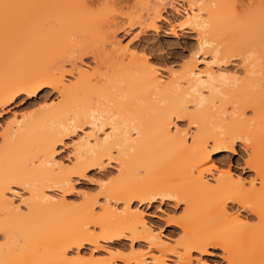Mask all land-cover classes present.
<instances>
[{
	"label": "bare ground",
	"instance_id": "obj_1",
	"mask_svg": "<svg viewBox=\"0 0 264 264\" xmlns=\"http://www.w3.org/2000/svg\"><path fill=\"white\" fill-rule=\"evenodd\" d=\"M221 1L0 0L20 31L0 42L9 68L0 107L44 87L56 94L49 108L14 113L0 132V264H115V255L122 264H163L167 255L204 264L194 253L214 246L226 264H264V0L240 10ZM165 7L204 52L159 68L136 51L137 34L125 35L157 29ZM230 57L238 74L222 71ZM82 125L90 132L73 140ZM65 138L72 157L62 161ZM234 141L247 151L248 178L211 173L213 152ZM109 161L114 179L66 199L75 178ZM157 195L184 205L176 238L155 232L133 205ZM120 238L146 247L102 245Z\"/></svg>",
	"mask_w": 264,
	"mask_h": 264
},
{
	"label": "rangeland",
	"instance_id": "obj_2",
	"mask_svg": "<svg viewBox=\"0 0 264 264\" xmlns=\"http://www.w3.org/2000/svg\"><path fill=\"white\" fill-rule=\"evenodd\" d=\"M191 1H200V0H191ZM221 1V0H220ZM202 2V1H201ZM247 0H222L221 6L224 9H235L240 10L244 7V4ZM220 6V7H221ZM9 8V9H8ZM3 10V9H2ZM1 10V11H2ZM9 6L7 7V12L0 13V42L6 41V39L14 40V37L20 35L19 29L17 30L16 23L13 19L16 18L15 15L17 13ZM164 16L167 18L166 20L161 19L157 21V29H145L141 31V34L136 33L137 29L132 28L130 32L125 35L126 40L131 38L134 34L136 36L132 37V43L138 52V54H144L153 64L157 67H165V66H175L181 62V59L187 57L189 53H193L198 51V56H201L204 52V49H200L199 46H195L196 44V34L194 30H191L185 24L180 29L177 28V21L174 19L175 15L170 8L165 7ZM13 13L14 15H12ZM16 13V14H15ZM15 17V18H14ZM17 19V18H16ZM15 19V20H16ZM13 25V26H12ZM155 30V31H154ZM6 37V39L4 38ZM2 38L4 40L2 41ZM12 38V39H11ZM199 47V48H198ZM1 48V46H0ZM3 51V48L2 50ZM0 51V52H1ZM3 53V52H1ZM0 53V57L3 56ZM187 55V56H186ZM205 58H208V55H204ZM3 57H1L2 59ZM0 59V60H1ZM4 61V60H3ZM240 60L235 58H229L228 60H223L220 62L221 67H227V69L222 70L228 72V75H233V73H239V69L241 68ZM202 62H200V67H202ZM6 65L7 62H5ZM4 65V62L0 61V82H2V78L8 73V66ZM5 66V69H4ZM55 93L51 91L48 87L42 88L38 93L33 94L31 96H26L24 94H20L13 101L8 104L0 107V132L3 129L4 125L10 120L13 114L21 115V114H35L39 112L43 107H50L51 101L55 100ZM44 104V105H43ZM53 104V103H52ZM177 124L184 125L182 120H176ZM81 129V130H80ZM105 131L106 129L104 127ZM90 132L89 127L87 125H82V127L75 129V131L71 134L73 140H79V137L83 134V132ZM87 132V133H88ZM101 133V132H100ZM66 144L57 145L56 148V157L62 161H67L72 157L71 153V142L69 139L65 138ZM246 149L238 142H233L232 150L227 149H218L213 152V162L216 165V168L212 169L211 173L219 171L230 170L234 174H240L243 177L248 178L252 176V172L245 165L244 161L247 158ZM109 163V164H108ZM107 165L103 167H93L85 172L84 178L79 177L75 178L73 183L74 187L72 190L68 191L65 194L66 199L69 201L76 202L78 200V195L81 192L88 193L87 195H94L98 192V184H102L108 181H111L117 176V167L113 161H109ZM214 171V172H213ZM77 179V180H76ZM75 188V190H74ZM96 192V193H95ZM49 193V192H48ZM136 200H133V205L137 206L143 212V216L146 221L153 227L155 232L160 233L163 238L169 237L176 238L180 234V228L174 225V219L181 215L183 211V203L175 200L173 197L166 196H153L150 197V200H143L138 203ZM148 201V202H147ZM230 204V202H227ZM231 205V204H230ZM135 206V207H136ZM243 212V211H241ZM165 236V237H164ZM102 245H110L112 250L121 253H127L130 245L134 248L144 249L146 247L145 242L143 241H134L131 242L126 238H120V240L115 241L113 243H105L102 242ZM81 252L88 255L91 248L89 245H83L80 248ZM118 250V251H117ZM210 253H205L202 256L194 253L195 258H201L204 264H226L225 262V253L223 249L218 246L209 247ZM96 255L105 254L104 249L94 250ZM117 254V253H116ZM198 257H197V256ZM201 256V257H199ZM168 258L164 259L163 264H175L174 258L171 255H167ZM173 259V260H172ZM115 264H122L119 255H115L114 258ZM151 264V263H149ZM201 264V263H200Z\"/></svg>",
	"mask_w": 264,
	"mask_h": 264
}]
</instances>
